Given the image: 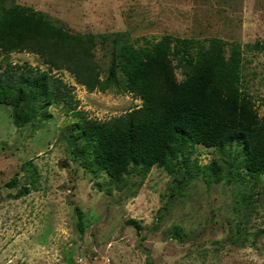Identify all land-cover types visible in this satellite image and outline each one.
<instances>
[{
	"label": "rangeland",
	"instance_id": "374dc122",
	"mask_svg": "<svg viewBox=\"0 0 264 264\" xmlns=\"http://www.w3.org/2000/svg\"><path fill=\"white\" fill-rule=\"evenodd\" d=\"M13 3L71 33L92 34L102 69L121 44L139 48L166 37L179 81L174 52L187 46L194 55L216 42L228 55L229 45H238L240 85L264 116V0ZM6 59L47 69L33 53ZM51 73L71 88L86 118L103 121L141 105L129 92H88L66 71ZM45 113L47 121L37 113L16 124L0 104V264H264V172L246 170L236 141L173 150L164 165L129 162L114 176L67 142L70 112L52 103Z\"/></svg>",
	"mask_w": 264,
	"mask_h": 264
},
{
	"label": "trees",
	"instance_id": "16d2710c",
	"mask_svg": "<svg viewBox=\"0 0 264 264\" xmlns=\"http://www.w3.org/2000/svg\"><path fill=\"white\" fill-rule=\"evenodd\" d=\"M229 46L228 55L216 42L199 46L194 55L187 46L174 52L183 68L179 81L166 37L139 48L121 44L102 69L93 58L92 34L71 33L41 12L0 0V104L11 108L16 124L37 113L47 121L46 107L59 104L75 118L64 128L67 142L83 146L93 163L114 176L129 162L164 165L173 150L221 147L233 140L246 170L264 172V116L258 117L240 85L239 47ZM11 52L33 53L47 69L11 64L6 59ZM52 69L66 71L88 92H129L141 105L103 121L86 118L75 109L71 88ZM75 212L81 234L83 214L77 207Z\"/></svg>",
	"mask_w": 264,
	"mask_h": 264
}]
</instances>
